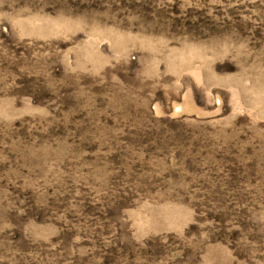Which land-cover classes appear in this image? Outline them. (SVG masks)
I'll list each match as a JSON object with an SVG mask.
<instances>
[{"label": "rangeland", "instance_id": "374dc122", "mask_svg": "<svg viewBox=\"0 0 264 264\" xmlns=\"http://www.w3.org/2000/svg\"><path fill=\"white\" fill-rule=\"evenodd\" d=\"M0 264H264V0H0Z\"/></svg>", "mask_w": 264, "mask_h": 264}]
</instances>
